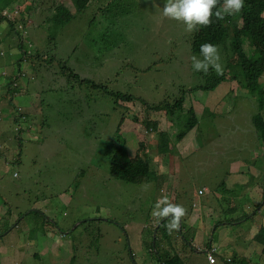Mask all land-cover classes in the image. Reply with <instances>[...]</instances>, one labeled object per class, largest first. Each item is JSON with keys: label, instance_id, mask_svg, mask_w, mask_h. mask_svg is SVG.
<instances>
[{"label": "rangeland", "instance_id": "374dc122", "mask_svg": "<svg viewBox=\"0 0 264 264\" xmlns=\"http://www.w3.org/2000/svg\"><path fill=\"white\" fill-rule=\"evenodd\" d=\"M18 2L0 0V103L10 75L20 76L12 81L17 108L0 106V264H159L168 254L183 264H212L210 245L217 249L215 264H264L255 238L264 223V204L256 206L264 200V145L251 120L255 99L236 81L210 92L193 89L202 82L190 71L193 33L163 17L166 0H90L76 22L61 28L46 11L61 0ZM258 44L264 50V19ZM218 48L222 61L226 52ZM77 67L89 69L91 80L70 76ZM119 90L134 100L117 101ZM166 100H182L173 119L150 108ZM192 105L198 125L177 145ZM156 118L158 128L151 129L148 121ZM164 129L173 149L168 159L159 135ZM117 131L125 152L139 148L152 157L155 180L111 174L106 140ZM126 190H134V204ZM160 190L187 210L185 217L204 221L191 229L194 237L186 235L191 244L163 230L165 242L157 240L152 252ZM198 200L209 203L207 212L200 214ZM34 247L41 254L35 259L28 249Z\"/></svg>", "mask_w": 264, "mask_h": 264}, {"label": "trees", "instance_id": "16d2710c", "mask_svg": "<svg viewBox=\"0 0 264 264\" xmlns=\"http://www.w3.org/2000/svg\"><path fill=\"white\" fill-rule=\"evenodd\" d=\"M20 2H22V0H19L18 3ZM222 2L223 0H221V3ZM90 3H91L90 0H61V2H57L55 3V5L51 4L49 8H47L46 11L47 12L50 11L49 17L47 19L48 21L51 20L52 22H54L58 26V28H61L65 23L67 26L72 20H75L76 22L77 21L76 16L79 13L83 12L86 8H88ZM43 11L45 10H42L41 13H43ZM262 12H264V0H245L244 10L242 13L238 14L237 16L234 17L228 16L222 21H216L215 17H213L214 22L210 27L200 28L199 31L192 32L193 35H192V47L190 50V58L193 55L197 56L198 58H201L200 45L206 42H211L214 45L216 46L218 45L220 46V48L225 49L226 53L223 54V60H222L224 73L222 75H218L217 80H214V78H216L217 75H215L216 73L210 69L208 77L209 79L212 78L213 79L210 80V83H208L204 87V89L213 91L219 84H221L224 81L236 80V82L239 83L240 89L248 91L249 100H253V98L256 99V105L258 111L254 112L252 116V120H253L252 122L254 125L255 132L259 136L261 142L264 144V84L261 82V77L264 75V50L258 44L259 33H261L262 30V19L260 17V13ZM22 17L23 18L25 17L24 14H22ZM23 18L19 21V23H21ZM26 21L27 19L23 22V24H25ZM25 42L26 41H24V43ZM248 42L251 46L248 45ZM78 45H80L79 41L75 44L74 47ZM92 47L93 46H91L90 48ZM255 48L258 50L259 53L258 55H255L254 52ZM84 60L89 65H92L94 63V59L90 54H85ZM87 67L88 66H86V68ZM70 69L72 70H70L69 75L78 78V80H91L92 78V76L90 77L88 76L89 74L87 73V71H90L89 69L83 70L79 67H77L76 69L75 68H70ZM76 70L86 71V75L84 77H81V74L76 72ZM226 70L229 71L227 74H226ZM21 76H23V74ZM19 77H17L15 74L10 75V80L9 82H7L8 88L5 91L6 95L3 97V99H1V103H0L1 107H5L7 105L9 107L14 106L15 108H17L14 102V99H16V93H13V90H15V86L14 84H12V81L18 80ZM93 85L96 86L94 83ZM234 92L235 91L232 90L230 94ZM9 94L11 96V99L9 101H6ZM113 94L115 95L117 101L119 99L133 101L135 98V96H133L132 94L120 90L114 91ZM138 101L141 102V100ZM181 101L182 100H177L176 104L179 105ZM143 103L146 102L143 101ZM172 104L173 103H171L169 100H166L165 102H161V104H153L150 108L156 110L166 108L169 109L170 112H173L172 107L176 106V104H174L173 106ZM23 114H25V112H23ZM4 117L8 118L10 117V115L6 113ZM18 118L19 115L17 114L14 115L12 119L17 121L19 120ZM123 121L124 118L122 117L120 121V125ZM155 123L157 122L153 121L152 123L148 124V126L152 125L150 126V128L152 129ZM16 131L20 133L21 130L19 127H16ZM9 132L10 130L5 131L4 134L8 135ZM165 133H166L165 131H161L159 133L162 136L161 142L165 143L166 147L168 148L167 150L171 151L173 150L170 149L169 142L171 138L170 136L165 135ZM118 134L119 133L117 131V133L114 136L106 140L108 153L110 154V160H111V174L115 178L129 182L148 183L151 182L153 179L155 180L156 175L159 176V170H157V168L154 167V173L156 175L152 172L151 170L152 157L151 156L142 157L140 155L139 148L137 152L134 154H132V151L125 152L121 144L118 142L119 139V137L117 138ZM15 137L19 138L16 134ZM183 138H184V134L178 133L177 139L174 138V140H178L177 142L178 145L180 142H182ZM2 140L5 139L0 137V143H2L1 142ZM142 146L143 144H141L140 147L141 149ZM83 176L84 174L81 173L82 178ZM74 183L76 185V180ZM133 191L134 190H126L124 193L130 194L129 192H133ZM132 196H133V201L131 203V201L129 200L128 201L129 205L135 203L136 197L134 195ZM139 197L142 199L141 194L139 195ZM128 204L126 203L124 204L125 208L129 206ZM260 205L261 203H258L256 205L257 208ZM248 215L249 214H247L246 216ZM94 220L87 219L84 222L92 223L94 222ZM56 222L58 224V221ZM83 226L87 229L91 225H83ZM123 227H124L123 229L126 232L130 230L134 231L133 229L126 228L125 226ZM12 230H14V227L10 229L8 233L12 232ZM99 230L101 229L98 228V231ZM67 233L69 234V232ZM257 237L263 243V252H264V224L261 226V228L255 235V238ZM149 249L153 252L151 245L149 246ZM29 251H31V248H29ZM34 254L36 256H39L40 252L37 249H34ZM240 256L242 257V254H240ZM231 260L234 261V259L232 258ZM158 263L176 264V261L174 259L169 260V257L167 256L164 261L163 259L159 258Z\"/></svg>", "mask_w": 264, "mask_h": 264}, {"label": "clouds", "instance_id": "9594fccd", "mask_svg": "<svg viewBox=\"0 0 264 264\" xmlns=\"http://www.w3.org/2000/svg\"><path fill=\"white\" fill-rule=\"evenodd\" d=\"M244 7H245V0H223L222 3H221V0H166L165 6L163 7L162 15L165 18L182 22L186 26L185 31L187 32H197L200 30V28L210 27L214 22L213 17H215L216 21H222L228 16L234 17L242 13L244 10ZM260 17L261 19H264V12L260 13ZM200 54H201V58H198L197 56L193 55L189 60L190 68H191L190 71L194 75L199 76V78L202 80V82L194 86L193 89L205 90V91L210 92L209 90L204 89V87L208 83H210V80L213 79V78L209 79L208 77L209 70L211 69L212 71L216 73L215 75L217 76L216 78H214V80H217L218 75H222L224 73V67L221 61L220 50L218 48V45L216 46L211 42H206L200 45ZM228 72L229 71L226 70V74ZM230 81H236V80H230ZM225 82H229V81H224L222 83H225ZM218 86H220V84ZM217 87L215 88V90L217 89ZM238 90L245 91L243 89H240L239 83H238ZM176 102L177 100L173 102L172 106L176 104ZM179 105L176 104V106L174 107L171 106L173 112H170L169 109H166V108L156 110V111H153L155 109H152V112L159 113V111H161L166 117L170 116V118L173 119L177 111L179 110L178 108ZM181 105H182L181 109H183L184 106L182 103ZM196 111H197L196 106L192 105L188 110V113H187L188 116L185 122L184 129H182L181 131H178L179 134L180 133L184 134V138L182 139V142L185 141V138L187 136L191 135L192 133H195L194 128L198 125V122H199ZM257 111L258 109H257L256 99H255V108H253L252 116L254 112H257ZM169 113L170 114L172 113V114L169 115ZM252 116H251V120H252ZM153 121L157 122L155 123L156 125L154 124V127L157 129L159 125V118H156ZM153 121L152 120L148 121V124L152 123ZM170 123L172 125V121H170ZM161 131L166 132L167 129L160 130L159 133ZM163 144L164 143L161 142V145ZM261 144L263 143L261 142ZM166 149L168 148L166 147ZM179 149L180 148H178V150ZM1 150H2V145L0 144V152ZM168 152L169 150L166 151V154L164 155V157L167 159H168ZM238 172H240V170H238ZM263 173H264V170H263ZM163 193L164 191L160 190V192L158 193V197L159 198L163 197ZM198 193L204 194V190L200 189ZM197 202L198 204L196 205L195 203L194 205L198 206L200 214L202 213V211L207 212L209 208V203L207 205L201 200H198ZM263 204H264V200H263V203H261V205ZM152 214L154 216V219H152V222H153L152 226L155 228L154 240L151 243V248L153 251L157 250V245H156L157 240H161L162 244L165 242L164 239H165L166 234L163 231L165 229L169 232V234H171L173 231H177V238H180V239L182 238L185 243L191 244V241L186 237V235H191L192 237H194L195 234L191 232V229L193 228L190 227V225L187 223L186 218L195 220L196 224L198 222L203 223L204 221L203 218H201V221H200L197 217H193V218H191V216L185 217V215H187V210L182 205L172 204L170 202V197L168 195L163 197L162 200L160 199L157 200L156 204L154 205V210ZM243 218L244 217L237 218V219H240L241 221L243 220ZM237 219H232L230 221H235L234 223L239 222V220ZM221 222L222 221H220L219 223ZM226 222L228 224V221ZM160 230H162V233H159ZM256 241L262 245V250H263V243L260 241L258 237ZM31 249H33L34 251V249H37V247L31 248ZM206 254H207V257L210 263L214 264L217 262V258H216L217 249L214 248L212 245L206 248ZM167 256L169 257V260L174 259L169 254ZM37 257L38 256L34 254L33 259ZM73 257L75 259V256ZM211 258H213V260ZM227 261L233 262L231 258L227 259ZM176 264H183V263L176 261Z\"/></svg>", "mask_w": 264, "mask_h": 264}, {"label": "crops", "instance_id": "0c3cea01", "mask_svg": "<svg viewBox=\"0 0 264 264\" xmlns=\"http://www.w3.org/2000/svg\"><path fill=\"white\" fill-rule=\"evenodd\" d=\"M204 203H206L207 205H208V203L207 202H204ZM198 204V202H196V205ZM186 221H187V223L190 225V227H192L193 228V226H194V224H196V222H195V220H191V219H189V218H186ZM221 225H227V222H224V223H222ZM215 264V263H214Z\"/></svg>", "mask_w": 264, "mask_h": 264}, {"label": "built area", "instance_id": "2783aa9c", "mask_svg": "<svg viewBox=\"0 0 264 264\" xmlns=\"http://www.w3.org/2000/svg\"><path fill=\"white\" fill-rule=\"evenodd\" d=\"M213 260V258H211Z\"/></svg>", "mask_w": 264, "mask_h": 264}]
</instances>
